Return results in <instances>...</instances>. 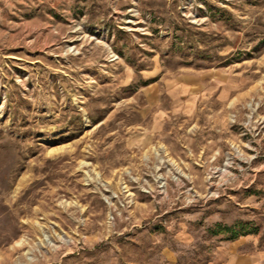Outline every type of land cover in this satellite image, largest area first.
Returning a JSON list of instances; mask_svg holds the SVG:
<instances>
[{
	"label": "rangeland",
	"instance_id": "obj_1",
	"mask_svg": "<svg viewBox=\"0 0 264 264\" xmlns=\"http://www.w3.org/2000/svg\"><path fill=\"white\" fill-rule=\"evenodd\" d=\"M234 252L264 254V0H0V264Z\"/></svg>",
	"mask_w": 264,
	"mask_h": 264
},
{
	"label": "crops",
	"instance_id": "obj_2",
	"mask_svg": "<svg viewBox=\"0 0 264 264\" xmlns=\"http://www.w3.org/2000/svg\"><path fill=\"white\" fill-rule=\"evenodd\" d=\"M199 81H200V79H199ZM234 253H233V255H231V261L228 264H262L261 260H259V259L264 258V254H262L260 256H257V255H254V256L247 255L246 256V255H237V253H235V254ZM209 264H227V263L217 262V263H209Z\"/></svg>",
	"mask_w": 264,
	"mask_h": 264
}]
</instances>
